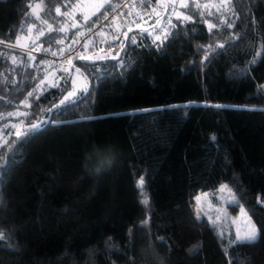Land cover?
<instances>
[{"label":"trees","instance_id":"16d2710c","mask_svg":"<svg viewBox=\"0 0 264 264\" xmlns=\"http://www.w3.org/2000/svg\"><path fill=\"white\" fill-rule=\"evenodd\" d=\"M85 1L0 0L1 134L14 110L24 123L55 121L11 152L0 148V164L12 156L0 168V264H264V0H231L219 12L222 0H135L133 13L112 12L121 0H108L96 15ZM104 14L70 64L47 57ZM37 41L41 52L6 44ZM68 67L80 69L88 91L54 107ZM51 69L55 81L41 83ZM94 146H111L115 163L98 171L86 159ZM221 183L235 198L228 210L244 207L257 242L230 245L228 219L201 215L178 227L170 215Z\"/></svg>","mask_w":264,"mask_h":264},{"label":"rangeland","instance_id":"374dc122","mask_svg":"<svg viewBox=\"0 0 264 264\" xmlns=\"http://www.w3.org/2000/svg\"><path fill=\"white\" fill-rule=\"evenodd\" d=\"M170 1H172V0H169V2ZM181 1H184V0H181ZM103 2H104V0H86L85 4L83 5V8L84 9L86 7L92 8L91 6H94L97 3H103ZM6 44L11 45L10 43H6ZM15 45L18 46L19 48L22 47L20 44H15ZM39 46H40V42L37 41V42L33 43V45L31 47H28V48H30V50L38 51L40 49ZM23 47H27V46H23ZM33 52H31V53H33ZM100 53L102 55L105 54L104 52H100ZM69 72H70L71 82H70L68 88L66 89L67 91H65V93H64V97L67 96L68 93L71 91H75L76 93H78L80 91V89H83L87 84L86 79L84 78V75L82 74L81 71L78 73V72H76V68H69ZM52 73H54V69H51L50 71H48L47 74L45 75V77L42 79V81L45 82L47 80V81H50L51 83H53L55 81V79L53 77H50V75ZM20 110L25 111L24 108H20ZM11 112L17 113L18 111L14 110ZM19 120L20 119L14 120L12 117L8 118L9 122L6 123V126H7L6 128H8V129L4 131V134H1L2 132L0 131V137H2L4 139L5 135H7L9 133H15L16 129L11 128L10 125L14 124L15 121H17V122H15V124H19V122H20ZM28 124H29V122L26 121L24 123L23 127L26 128L28 126ZM221 185H224V183H221L219 185V187L213 193H210L208 191L200 192V193L194 195L192 198H189L188 201L184 202L179 207L172 208V210L170 211V215L175 218L177 226L183 227L186 224L194 222V220L200 218L201 215L210 216L214 220H216V217L219 216L220 219L218 221L228 219L231 222V225L233 226L235 234H236L237 230H239L241 233H243L248 227L247 220L250 216L248 214H247V216L242 215L241 207H243V206L238 208V210L234 214H232L228 210L229 203H230V201L233 200V197L229 196V193L227 191H225V192L218 191L219 188L221 187ZM203 193H207L208 196L204 197L202 195ZM196 196H201L199 216H197V211H196V201H195ZM251 222H252V220H251Z\"/></svg>","mask_w":264,"mask_h":264},{"label":"snow or ice","instance_id":"6c2138e0","mask_svg":"<svg viewBox=\"0 0 264 264\" xmlns=\"http://www.w3.org/2000/svg\"><path fill=\"white\" fill-rule=\"evenodd\" d=\"M230 3H231V0H222V4H221V6L217 7V11L219 12L220 9H221V7H223L225 9L231 11V9L229 8V4ZM37 7H40V5H37ZM103 7H104V4L103 3H97V4H95L94 5V11L92 12V15H96V13L101 8H103ZM180 7L187 8L188 7V4L181 3L180 4ZM197 7H199V5H197ZM205 7H208V6L205 5ZM55 11H56L57 15H61L62 14L61 13V9L59 7H57L55 9ZM63 15H72V14L66 12V13H63ZM175 15H176V18L177 19H181L182 14L180 12H176ZM89 19H90L89 16H84V21L85 22H87ZM183 19L190 20L191 17L190 16H187V15H184L183 16ZM45 22L47 23V21H45ZM225 23H227V20H225ZM76 26H77L76 23H73L72 24V27H76ZM228 26L229 27H232L231 24H229ZM208 27H209V30L211 31L213 28L216 27V25L209 24ZM49 28L51 29V25H49ZM60 31H64V29L61 28ZM128 31H132V29L129 28ZM40 34L43 35L42 32ZM124 35L127 37L128 33L125 32ZM130 39H131L132 43H136V39H135L134 36L131 37ZM165 39H166V36H165ZM156 40H161V36L160 35H157L156 36ZM86 47H87V45H85V48ZM220 47H223V45H220ZM53 55H55V53H53ZM12 59H13V63H15L16 62L15 57H13ZM79 59H82V60H91L92 57L91 56H86V55H81L79 57ZM68 62L70 64L71 63V59H69ZM65 71H67V69H65ZM76 72L79 73L80 72V69L79 68H76ZM41 83H43V81H41ZM82 91L87 92L88 91V88L85 87V88L82 89ZM28 95L29 96H32L33 93L29 92ZM75 96H76V92L75 91L69 92L68 95L65 96L63 100H61L60 105H57V106H54V107H60V106L71 107L72 106L71 103L66 104V102L67 101H70L71 98H73ZM216 107H223V106L222 105H216ZM7 115L9 117H11V116H17V115H24V116H26L27 114L26 113H19V112H17V113L9 112ZM52 123H55V121L54 120H48V121H43V122H40V123H31V122H29L27 128H24L23 127V125H24V121L23 120H21L19 122V124H11L10 127L13 128V129H16V131H15V133H9V136L14 135L16 139L15 140H12V141H9L7 139H3L2 137H0V148H7L11 152L17 142H21V141L26 140V139L29 138V135H28L29 133L39 132V131L42 130V128L44 127V125H46V124H52ZM59 123H63V121H61ZM0 131H3V129H0ZM11 163H12V156L10 155V156H8L6 158L5 163L0 164V168L6 169L8 167V165L11 164ZM138 185L141 187V189H143V185H144V179H143V177H141L139 179ZM218 191H220V192L227 191L229 193V196H232L233 197V201H230V202H234V200H235L234 195L231 192V189H229L227 185H221V187L219 188ZM202 195L204 197H207L208 196L207 193H203ZM195 201H196L197 216H199L201 196H196L195 197ZM141 202L144 205H147L149 203L146 194H145L144 199ZM241 213H242V215L247 216V213L245 212V210H244L243 207H241ZM219 219H220L219 216H217L216 217V220H219ZM213 223H215V221H213ZM247 225H248V227H247V229L243 233H241L239 230H237V232L235 234V238L229 241V244L230 245H236V244H241V245H243V244H253V243H255V242L258 241V239L260 238V233H259L256 225L251 222V218L250 217L247 220ZM0 235H2V233H0ZM220 235L222 236L223 233H221Z\"/></svg>","mask_w":264,"mask_h":264},{"label":"built area","instance_id":"2783aa9c","mask_svg":"<svg viewBox=\"0 0 264 264\" xmlns=\"http://www.w3.org/2000/svg\"><path fill=\"white\" fill-rule=\"evenodd\" d=\"M134 1L135 0H121V1H119V3H117L114 7L111 8L112 12H118L119 10L126 9L127 11L133 13L134 8H133L132 4ZM171 7H172L171 4H168L165 7V12L163 14L162 19L160 20L161 22H159L156 25H153L152 31L155 32V35L162 36L164 34V29H165L166 23L168 21L167 19L172 12ZM107 19H108V15L104 14L103 17H100V19H98V21L96 22V24L93 27L89 28L86 32H84L81 35V37H79L77 39V41L72 45V47L66 48L65 50H62L61 52L56 53L55 55L48 53V54H46L47 57L50 58V60H52V61H55L59 64L65 65V63L70 58V56L77 55L79 52L82 51L84 40L87 39V37H89L90 34H92L94 31L98 30V28L102 27L104 25V22ZM39 48L40 49L38 51L30 50V48L23 47V46L19 49H24V50L29 51V52H33V51L34 52H41L42 51L41 42H40Z\"/></svg>","mask_w":264,"mask_h":264},{"label":"clouds","instance_id":"9594fccd","mask_svg":"<svg viewBox=\"0 0 264 264\" xmlns=\"http://www.w3.org/2000/svg\"><path fill=\"white\" fill-rule=\"evenodd\" d=\"M95 157V165L97 170L104 167H111L116 160L115 150L109 146L107 149H100L98 147H93L92 154L86 156L87 160H92Z\"/></svg>","mask_w":264,"mask_h":264},{"label":"crops","instance_id":"0c3cea01","mask_svg":"<svg viewBox=\"0 0 264 264\" xmlns=\"http://www.w3.org/2000/svg\"><path fill=\"white\" fill-rule=\"evenodd\" d=\"M106 2H108V0H104L103 4H105ZM87 6V5H86ZM92 8L90 7H86L85 8V11H87L88 13H92L94 11V6H91Z\"/></svg>","mask_w":264,"mask_h":264},{"label":"water","instance_id":"95a60500","mask_svg":"<svg viewBox=\"0 0 264 264\" xmlns=\"http://www.w3.org/2000/svg\"><path fill=\"white\" fill-rule=\"evenodd\" d=\"M11 45H13V46H15V47L19 48L18 46L14 45V44H11Z\"/></svg>","mask_w":264,"mask_h":264}]
</instances>
